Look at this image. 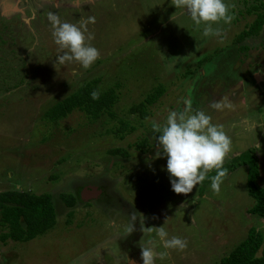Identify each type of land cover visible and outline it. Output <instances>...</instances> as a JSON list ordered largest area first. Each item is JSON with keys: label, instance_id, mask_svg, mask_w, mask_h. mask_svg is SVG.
<instances>
[{"label": "rangeland", "instance_id": "1", "mask_svg": "<svg viewBox=\"0 0 264 264\" xmlns=\"http://www.w3.org/2000/svg\"><path fill=\"white\" fill-rule=\"evenodd\" d=\"M225 2L233 20L214 25L221 36L204 37L171 0H0V191L50 193L57 206L56 224L44 234L27 242L0 240V264H142L141 253L119 251L130 220L141 228L139 247L155 241V252L168 251L155 264H220L250 228L264 236V218L248 213L254 199L245 166L227 172L218 192L210 186L214 174L191 193L176 194L166 158L156 155L155 125L163 126L170 111H203L232 139L223 165L256 150L257 139L264 186V25L258 36L235 41L264 11V0ZM50 14L78 27L94 20L85 32L100 54L91 67L58 62L62 53L53 42ZM93 80L98 92L115 90L111 115L91 121L74 110L57 122L43 117ZM159 87L158 99L145 104V118L131 111ZM246 120L256 133L247 131ZM122 121L134 129L119 133ZM115 148L127 156L112 154ZM102 179L125 209L66 207L60 199L74 184L101 185ZM161 225L187 247L163 249L151 228ZM7 230L0 219V235Z\"/></svg>", "mask_w": 264, "mask_h": 264}, {"label": "clouds", "instance_id": "2", "mask_svg": "<svg viewBox=\"0 0 264 264\" xmlns=\"http://www.w3.org/2000/svg\"><path fill=\"white\" fill-rule=\"evenodd\" d=\"M176 9H183L189 16L192 24L201 29L204 37H219L221 31L219 25L229 24L234 16L230 12V5L225 0H171ZM52 27L53 42L58 46L62 55L57 57L61 65L76 63L82 69H88L99 58L97 48L86 42L92 39L87 37V23L94 22L92 18L83 21L78 27L75 24L61 22L54 15H49ZM73 76L78 73L75 69ZM93 100L99 98V92L91 93ZM214 108L220 105L214 103ZM189 113L185 108L181 111H170L163 126L155 125L158 135L155 137L157 145V157L166 158L164 170L168 174L171 190L176 194H188L193 188L202 183L207 173L213 169H221L226 156L232 150V139L222 129V126L213 124L211 117L203 111ZM248 124L247 131L255 132L254 122L245 121ZM256 133V132H255ZM261 145L256 139V150ZM225 171L221 170L212 178L211 188L220 190L222 177ZM155 229L160 246L165 250H183L187 247L186 240L179 236H169L168 231L162 225L151 227ZM132 229H129L131 232ZM155 241H149L141 246L142 264H155L157 258L164 260L168 251L159 253L154 251Z\"/></svg>", "mask_w": 264, "mask_h": 264}, {"label": "trees", "instance_id": "3", "mask_svg": "<svg viewBox=\"0 0 264 264\" xmlns=\"http://www.w3.org/2000/svg\"><path fill=\"white\" fill-rule=\"evenodd\" d=\"M256 8L254 7V10ZM264 25V11L257 12L254 20L240 31L235 37L238 43L244 40L258 36ZM247 49L246 46L241 47ZM97 81L93 80L80 87L77 91L71 93L64 99L56 102L49 107L43 114V117L51 122H57L67 117L74 110H81L88 114L91 121L98 120L102 115L108 113L111 115V109L117 101V94L113 88L104 92H99V98L93 100L91 93L97 91ZM162 88L145 97L144 102L131 108L132 112L145 118L147 110L145 104L154 103ZM134 127L129 126L127 121H122L118 129L119 133L130 132ZM154 135L158 133L154 130ZM148 141L142 140L136 144V148L142 150ZM114 155L121 157L127 156L124 149L115 148L111 151ZM240 166H245L246 187L248 194L254 199V204L248 209L249 214L258 215L264 218V186L259 183L260 163L255 148H248L235 155L230 161L222 166L221 169H214L204 180L207 184L211 175L217 174L223 170L225 174L232 172ZM60 199L66 207H73L76 199L72 195L60 194ZM57 210L53 203V197L50 193L35 194L30 191L6 190L0 191V219L1 224L7 227V231L0 235V240L27 242L31 239L44 234L52 229L56 224ZM260 229L250 228L248 236L239 245L233 249L227 256L220 260V264H264V236ZM260 252V254H259Z\"/></svg>", "mask_w": 264, "mask_h": 264}, {"label": "flooded vegetation", "instance_id": "4", "mask_svg": "<svg viewBox=\"0 0 264 264\" xmlns=\"http://www.w3.org/2000/svg\"><path fill=\"white\" fill-rule=\"evenodd\" d=\"M101 182V185L95 184L93 182H79L72 185V189L68 193L64 194L72 195L76 199V203L95 204L101 208H113L120 210L125 209L120 196L111 190V183H109L110 181L108 179H102ZM119 204L120 206H118ZM54 206L57 210L55 203ZM130 228L132 229L131 232H129ZM141 234V228L138 225V221L130 220L129 228L126 234L124 237H120V239H118V241H120L122 244V250L119 251L123 254L134 252L140 254L141 247H139L137 243Z\"/></svg>", "mask_w": 264, "mask_h": 264}]
</instances>
